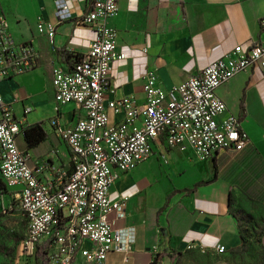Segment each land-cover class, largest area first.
<instances>
[{
  "label": "crops",
  "instance_id": "0c3cea01",
  "mask_svg": "<svg viewBox=\"0 0 264 264\" xmlns=\"http://www.w3.org/2000/svg\"><path fill=\"white\" fill-rule=\"evenodd\" d=\"M66 2L71 16L58 22L54 0H0L13 37L31 40L40 52L38 67L0 80V100L26 126L45 123L46 138L36 146L28 148L24 136L17 137L18 148L28 152L29 165L43 180L54 178L53 168L71 167L68 147L50 120L69 126L83 113L75 103L59 105L55 100L52 50L70 67L96 36L76 22L88 0ZM40 15L56 25L52 46L37 32ZM107 26L118 31L117 46L126 55L112 63L107 98L129 97L140 105L150 71L169 89L236 47L245 49L253 40L264 46V0H119ZM216 93L226 104L225 113L240 118L248 141L238 151H219L211 159L198 157L191 146L155 145L147 160L116 178L110 185L111 200L129 199L125 217L114 226L133 227L134 242L125 254L109 252L106 264H172V251H184L191 243L193 248L212 250L219 244L231 249L241 242L232 209L256 205L264 213V72L242 71ZM121 117L108 112L110 124ZM3 185V204L16 201L18 187ZM86 253L81 250L72 264H85Z\"/></svg>",
  "mask_w": 264,
  "mask_h": 264
},
{
  "label": "built area",
  "instance_id": "2783aa9c",
  "mask_svg": "<svg viewBox=\"0 0 264 264\" xmlns=\"http://www.w3.org/2000/svg\"><path fill=\"white\" fill-rule=\"evenodd\" d=\"M54 4L58 22L70 18L66 0H54ZM118 7L119 0H88L86 12L76 22L93 29L96 36L70 67L63 66L52 50L51 85L56 102L75 103L83 111L73 125L60 126L51 120L68 147L69 170L53 168V179L39 177L29 165L28 152L17 146V137L24 136L27 127L24 120L0 100V175L6 187H18L20 209L30 204L35 213L23 241L32 262L41 244L48 246L47 264H72L83 249L90 264H106L109 252L130 251L133 227L114 226L116 219L125 217L129 198L111 200L110 185L147 160L155 145L191 146L198 157L211 159L219 151H238L248 141L240 118L225 113L226 104L216 90L242 71L264 72V46L253 40L245 49L236 47L169 89L161 87L150 71L144 77L145 99L140 105L129 97L108 99L112 63L126 57L117 46L118 31L107 26ZM36 28L52 46L56 25L40 15ZM39 65L36 46L31 40L13 37L0 8V80ZM109 111L120 113L121 119L110 124ZM213 249L224 248L218 244Z\"/></svg>",
  "mask_w": 264,
  "mask_h": 264
},
{
  "label": "rangeland",
  "instance_id": "374dc122",
  "mask_svg": "<svg viewBox=\"0 0 264 264\" xmlns=\"http://www.w3.org/2000/svg\"><path fill=\"white\" fill-rule=\"evenodd\" d=\"M99 133V132H98ZM234 211L238 228L245 236V245L216 251L214 249L192 248L173 250L172 264H264L263 224L264 213L256 205L238 206ZM28 221L18 201L10 200L6 205L0 200V264H35L27 255L23 241ZM47 245H38L33 258L39 264H47ZM85 264H90L87 260Z\"/></svg>",
  "mask_w": 264,
  "mask_h": 264
},
{
  "label": "trees",
  "instance_id": "16d2710c",
  "mask_svg": "<svg viewBox=\"0 0 264 264\" xmlns=\"http://www.w3.org/2000/svg\"><path fill=\"white\" fill-rule=\"evenodd\" d=\"M69 57H70L69 55L66 56V58H69ZM75 58L79 59L80 56L76 55ZM52 119H54V118H52ZM51 120H50V123H51ZM44 124L45 123L43 121H39V122H36L35 124L27 126L25 128L24 139H25V142H26L28 148H32V147L36 146L38 143H40L42 140H44L46 138L47 133H46V130L44 128ZM1 181H0V190H3L4 189V185H3L4 182L2 181L3 182L2 183ZM168 198H169V196H168ZM167 201L168 200H165L162 208H164L166 206ZM27 229H28V225H27ZM263 230H264V224H263ZM239 235H240V240H241L240 244H242V246H244L246 243V241H245L246 239H245V236L243 235V233L241 232L240 228H239ZM193 247L194 246L192 244H190L187 247V249H192ZM34 262H35V264H39L37 259H35Z\"/></svg>",
  "mask_w": 264,
  "mask_h": 264
},
{
  "label": "bare ground",
  "instance_id": "6f19581e",
  "mask_svg": "<svg viewBox=\"0 0 264 264\" xmlns=\"http://www.w3.org/2000/svg\"><path fill=\"white\" fill-rule=\"evenodd\" d=\"M0 179L5 184L4 175H0ZM23 211H24V213H28L26 216L27 221H28V229H27V233H26V237H27L30 233V230H31V223L35 222V213H32V205H30V204H23Z\"/></svg>",
  "mask_w": 264,
  "mask_h": 264
}]
</instances>
